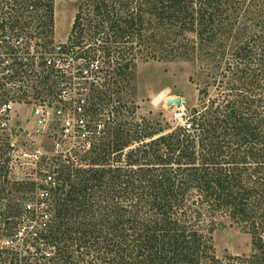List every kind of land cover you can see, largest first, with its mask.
Segmentation results:
<instances>
[{
  "label": "trees",
  "instance_id": "obj_1",
  "mask_svg": "<svg viewBox=\"0 0 264 264\" xmlns=\"http://www.w3.org/2000/svg\"><path fill=\"white\" fill-rule=\"evenodd\" d=\"M79 2L66 43L77 58L98 60L104 74L90 82L92 140L74 158L36 163L41 181L54 175L51 219L42 248L24 264H264V13L243 19L255 28L245 24L240 38L233 35L236 0ZM53 4L0 0V37L51 44ZM195 39L200 50L213 45V54L205 53L212 58L223 57L230 40L222 77L239 86L224 93V103L211 114L192 108L186 123L166 134L139 136V124H116L124 108L109 104L118 93L106 80L117 77L121 87L136 58L193 53ZM219 218L247 229L249 255L215 256Z\"/></svg>",
  "mask_w": 264,
  "mask_h": 264
},
{
  "label": "built area",
  "instance_id": "obj_2",
  "mask_svg": "<svg viewBox=\"0 0 264 264\" xmlns=\"http://www.w3.org/2000/svg\"><path fill=\"white\" fill-rule=\"evenodd\" d=\"M77 55L66 42L0 37V264L33 260L48 231L54 175L37 177L36 163L44 157L38 142L49 141L54 157L74 158L90 147V82L98 79L100 63ZM173 116L187 121L182 110ZM30 147L37 155L27 154ZM30 155L37 160L35 177L24 172ZM27 183L36 189L17 191Z\"/></svg>",
  "mask_w": 264,
  "mask_h": 264
},
{
  "label": "rangeland",
  "instance_id": "obj_3",
  "mask_svg": "<svg viewBox=\"0 0 264 264\" xmlns=\"http://www.w3.org/2000/svg\"><path fill=\"white\" fill-rule=\"evenodd\" d=\"M236 1L234 9H237V14L234 16L238 17L239 24L233 35L237 34L241 38L246 31L245 27L247 26V29L252 28L254 24H247L243 19L249 18V23L254 18L255 13L258 15L264 13V0ZM79 3V0H54L53 44L66 42L70 24ZM195 42V52L193 53H180L169 58H165L163 53H158L160 59L155 60L136 58L134 67L126 72L123 79L126 83L124 85L123 81L120 83L121 87L117 83V77L106 80L105 87H111V89L113 87L118 93L111 95L113 103L110 102L109 104L116 105L120 102L124 108L116 116V124L119 123L124 130L128 127H125L123 123L127 125L139 124V127L134 125V128L138 129L139 136L153 133L157 129L161 130L162 134H166L174 130L176 125L185 123L183 119H174L175 111L180 112L182 110L187 120L188 112L192 108L205 110L207 114H211L213 106L224 103V100L227 99L224 93L236 85L239 86V81L233 80L231 77H222V74H225L221 71V68L225 67L224 57L231 52L230 40L225 39L222 52L226 54L221 58H218L217 55L212 58L205 54L206 51L213 54V45L200 50L201 46H199L198 39H195ZM139 49L141 50L140 54L143 53L141 57L145 58V52H143L145 49L142 47ZM140 54L137 56L139 57ZM103 75L100 74L101 81L104 80ZM262 90L264 94V86ZM170 97L181 99L178 108L174 105L170 107L165 105V100ZM157 124H159L158 127ZM25 141L27 142L28 139L26 138ZM38 148H40L42 155L48 156L49 159L54 157L51 154L53 149L49 141L43 139L38 142ZM27 149H30L27 154L37 155L34 147ZM24 161H26L25 174L27 175V172L32 173V169L35 170L33 162L37 160L30 155ZM32 174L35 177V172ZM37 177L41 176L38 174ZM251 246V235L243 225L230 223L225 218H219L213 233L214 254L217 258L226 254L247 256L250 254Z\"/></svg>",
  "mask_w": 264,
  "mask_h": 264
},
{
  "label": "water",
  "instance_id": "obj_4",
  "mask_svg": "<svg viewBox=\"0 0 264 264\" xmlns=\"http://www.w3.org/2000/svg\"><path fill=\"white\" fill-rule=\"evenodd\" d=\"M180 104H181V99L179 98V97H175V98H167L166 100H165V105L167 106V107H170V106H172V105H174L175 107H179L180 106Z\"/></svg>",
  "mask_w": 264,
  "mask_h": 264
},
{
  "label": "crops",
  "instance_id": "obj_5",
  "mask_svg": "<svg viewBox=\"0 0 264 264\" xmlns=\"http://www.w3.org/2000/svg\"><path fill=\"white\" fill-rule=\"evenodd\" d=\"M74 16V15H73ZM71 23H72V21H71ZM70 27H71V24H70Z\"/></svg>",
  "mask_w": 264,
  "mask_h": 264
}]
</instances>
